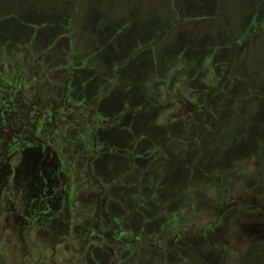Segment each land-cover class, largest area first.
Here are the masks:
<instances>
[{
	"label": "rangeland",
	"instance_id": "obj_1",
	"mask_svg": "<svg viewBox=\"0 0 264 264\" xmlns=\"http://www.w3.org/2000/svg\"><path fill=\"white\" fill-rule=\"evenodd\" d=\"M77 10L72 96L121 114L93 134L92 122L24 129L11 170L23 182L60 165L69 205L26 224L0 198V264H264V0H0V65L58 39ZM28 78L12 89L40 85L36 100L53 112L69 104ZM13 137L3 132L0 159Z\"/></svg>",
	"mask_w": 264,
	"mask_h": 264
},
{
	"label": "trees",
	"instance_id": "obj_2",
	"mask_svg": "<svg viewBox=\"0 0 264 264\" xmlns=\"http://www.w3.org/2000/svg\"><path fill=\"white\" fill-rule=\"evenodd\" d=\"M78 16V10L72 11L70 16L64 19L65 32H61L58 39H62L63 37L68 43L67 47L55 48L58 40L57 37L47 35L36 42L35 45H38L37 51L34 52L33 48L26 50L25 47H17L15 49V55L13 56V62L9 60L10 63L8 64V61L6 60V64L0 65V132L3 129L7 131L8 127L9 130L14 132V137L11 139V143L3 142V145L1 146L3 149H5L6 145L10 146V151L14 148H22V134H24V129L28 134H32L34 137H42L44 136V131L49 127L46 126L45 123H51L52 126L50 129L54 131L53 135H56L58 129H62L63 132L69 125L79 127L92 122L91 128L93 131L88 126L87 129H90L93 134L99 126H103V123H105V119L108 116L114 120L115 116L121 114V111L107 109V115L102 116L99 114L100 112L98 111L96 104H91L93 99L89 102H84L79 99H74L72 96L73 91L71 89V83L78 73V70L73 68L72 64L70 65V61L72 60L71 54L72 50L75 48V42L78 44L76 37L73 36L74 32L77 31L73 30L74 28L72 25L74 24V20H77ZM97 21H100V19ZM167 33L168 31H166L164 35H167ZM197 37L194 39L191 38V40H184V43H188H186V45L183 43V49L178 55L180 56L181 53H183V55L187 57L188 52L186 51V48L189 47L191 43L197 42ZM158 41H160V39L155 38V42L152 43V45ZM169 56L170 54H167V58ZM30 58L32 60H30ZM169 60L171 61V58ZM172 60L173 62L171 64H166V66L170 64L169 70H166V73H171L172 68H176L181 59L172 58ZM15 63H17V65H14ZM209 71L211 70L209 69ZM29 72L31 74H29ZM214 74L215 73L211 71V76ZM19 76H30L28 80H26L27 77L26 79H23L24 82L26 81V85L38 80L39 84L42 83L44 86L43 96H50L53 99H57L59 97L58 95L61 94L60 96L63 97L64 95V101H68L69 104L66 105L64 103L63 106L57 107L56 112H53L48 106L42 107L40 105L42 103L36 100L38 97L40 98V95L38 94V90L40 91L41 89L40 85L38 88L35 87V89L32 90L25 88L24 93L12 89L14 83L18 81ZM205 76H207V74H205ZM179 79L180 78L176 79L175 89H178L180 86ZM4 87L8 92L3 93L1 91L5 90ZM183 87L188 86L184 84ZM188 88L190 92L191 90L194 92L197 91L194 88ZM25 121L33 122V127L27 126L25 128ZM159 123H161V119ZM56 128L58 129L55 131ZM76 134L78 137L85 135L82 130ZM254 253H256V251Z\"/></svg>",
	"mask_w": 264,
	"mask_h": 264
},
{
	"label": "flooded vegetation",
	"instance_id": "obj_3",
	"mask_svg": "<svg viewBox=\"0 0 264 264\" xmlns=\"http://www.w3.org/2000/svg\"><path fill=\"white\" fill-rule=\"evenodd\" d=\"M260 27L261 26H255L252 31L253 35L259 32ZM261 28H264V26H262ZM252 36H249L248 39H250ZM244 39L247 38L245 37ZM263 46L264 41L260 42V47H262V49H264ZM240 52L246 54L248 52V49H243ZM1 91L4 92L6 90ZM2 131L5 132L4 129ZM2 131L0 132V137H2ZM45 145L46 143L43 142L41 148L43 149ZM9 147L10 146L7 147L5 154L1 155V157L4 158L0 159V167L5 168V171H1L0 173V198L3 197L2 199L6 201V204H8V208H10V211L16 214L15 218H22L18 220H21V222H26V224H28L29 222H33V220H36L39 223H43V221L46 220V217H48V219L50 220H53L55 218L58 219L60 215L64 213V211L60 210V207L63 206V208H65L66 210L69 205L67 203L68 192L66 191L65 196L64 194L62 195L63 189H68V185L66 186L64 181H61L62 173L59 170L60 165L49 172L41 171L40 169H38L37 172H35L32 176L30 174L26 176L24 178V181L22 182L20 177L17 175V172L11 170V167H13V163L9 160L10 155L16 151V148L10 151ZM19 150H21V148H19ZM45 155L50 154H46L45 152ZM49 157H51L52 159V155H50ZM58 160L59 159H57V161ZM15 197L19 199L17 206L14 203ZM103 217L105 219V223L103 224H106V227L108 228L109 223H111V218L105 215ZM7 225L8 224H6V226ZM94 227L95 230H92L91 233L96 236L97 241H99L97 243H102V246L104 247V243H106V232L103 230V227H100L99 224H97L96 226L94 225Z\"/></svg>",
	"mask_w": 264,
	"mask_h": 264
}]
</instances>
